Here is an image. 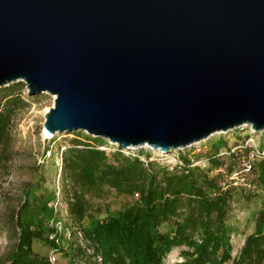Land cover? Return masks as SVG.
Segmentation results:
<instances>
[{
    "label": "water",
    "instance_id": "obj_1",
    "mask_svg": "<svg viewBox=\"0 0 264 264\" xmlns=\"http://www.w3.org/2000/svg\"><path fill=\"white\" fill-rule=\"evenodd\" d=\"M49 93L43 128L160 155L264 131V0H0V87Z\"/></svg>",
    "mask_w": 264,
    "mask_h": 264
},
{
    "label": "trees",
    "instance_id": "obj_2",
    "mask_svg": "<svg viewBox=\"0 0 264 264\" xmlns=\"http://www.w3.org/2000/svg\"><path fill=\"white\" fill-rule=\"evenodd\" d=\"M23 85L17 81L0 87V145L7 139L15 109L23 104L19 94ZM107 145L106 139L86 134L83 139H70L61 150L62 200L92 251L86 253L71 243L70 264H90L93 255H99L102 264H165V257L176 247L182 248L183 264H264V208L235 259L230 257L225 223L236 192L258 190L264 198V156L250 166L247 178L253 186L242 189L218 171L223 167L230 173L237 168L239 156L232 152L224 159L213 148L205 167L191 166L186 154L180 155L181 164L170 168L148 160L147 154L144 162L142 151L134 155L125 154L120 146L109 152L98 148ZM105 190L136 197L122 209L93 218L88 215L90 198L102 199ZM53 197V192L24 197L14 217L16 248L3 264H50L47 257L36 256L33 245L40 242L55 248L49 239L52 229L46 225L51 216L47 203ZM87 216L92 222L82 228Z\"/></svg>",
    "mask_w": 264,
    "mask_h": 264
},
{
    "label": "rangeland",
    "instance_id": "obj_3",
    "mask_svg": "<svg viewBox=\"0 0 264 264\" xmlns=\"http://www.w3.org/2000/svg\"><path fill=\"white\" fill-rule=\"evenodd\" d=\"M21 82L24 83L23 81ZM24 89L25 83L19 92L23 99V104L15 109L7 139L0 145V264L6 262L15 251L18 230L14 223V217L24 197L27 196L28 199H31L33 195L53 192L55 180L59 173L60 151L69 144L70 139H83L87 134L84 131L61 132L50 135L51 138L48 137L49 139H47L43 135V121L45 113L53 106V96L49 93H37L27 96L24 93ZM248 137H250L249 139L252 142H247L246 138ZM241 144L246 149L248 147L247 144L264 148V131L250 132L249 126L240 129L233 128L227 131H218L197 143L183 149L170 151L166 154L162 153V155H160L158 150L145 146L135 150L124 149V153L135 155L142 151L140 157L144 162H146L147 158L144 154H147L148 160L166 166L174 165L180 161V155L186 154L191 163L195 160H203L204 162L202 163H206L207 165L206 156L215 147L218 148L219 153H222L220 156H223L224 159L227 156L226 150L230 151L232 147H236L232 148V153L239 156L240 160L244 154V149L237 145ZM113 146L109 144L110 150L106 152L112 151ZM199 166L205 167L200 164ZM238 168H241L240 161L235 172L239 170ZM239 173L241 172H237L236 174L239 176ZM222 176L230 184L232 181H236V184H231L234 187L250 189L246 188L245 184L242 185L237 181L233 177H236L235 174L232 175L231 179L227 174L223 173ZM238 182L241 184L240 186H238ZM135 197H126L118 195L113 190L107 192L105 190L102 199L90 198L92 207L88 215H92L93 218H102L107 213L122 209L131 203ZM47 207L50 209L48 204ZM263 208L264 198L260 191L257 190L253 193L242 191L241 194L236 192L225 220L229 237L233 236L229 241L231 245V259L237 257L244 237L254 230L255 223L258 221L260 215L259 212ZM58 218L62 223V227L58 230L50 224L51 218H46L47 228L56 232L55 239L52 240L56 249V251H53L56 257L54 264H70L68 257H73V255L68 254L67 251L72 250L70 247L71 243L76 244L77 242L72 238L70 232L73 226L70 222L66 221L65 210L62 206ZM93 218L85 217L82 222V228H88ZM84 246L86 247V242ZM33 248L36 256L42 255V257L44 256L49 259L52 248L50 249L46 244L40 242H35ZM181 249V247L173 248L165 257L164 263H185V258L181 256ZM76 261L77 259L74 262ZM90 264L93 263L90 262ZM223 264H231V261L224 262Z\"/></svg>",
    "mask_w": 264,
    "mask_h": 264
},
{
    "label": "built area",
    "instance_id": "obj_4",
    "mask_svg": "<svg viewBox=\"0 0 264 264\" xmlns=\"http://www.w3.org/2000/svg\"><path fill=\"white\" fill-rule=\"evenodd\" d=\"M237 129H240V128H237ZM51 138V137H50ZM250 137L246 138L247 142L248 141H251V139H249ZM49 139V138H47ZM252 142V141H251ZM108 145L107 146H99L98 148L99 149H102V150H110V147H109V144L111 145H114L113 143L107 141ZM246 145V143H244ZM248 147L246 149V147L244 145H237V146H240L241 148H243L245 150V153L244 155H242V157L240 158V166L241 168H238L237 172H241L239 173V176L236 174L237 172H235V169L233 171H231L230 173H226L224 171V168H219L218 170H220L222 172V174H227L228 177L231 179L232 175L235 174V176H233L237 181H239L242 185H246V188H251L253 186L252 182L249 181V179L247 178V175L250 171V166L252 164L253 161L255 160H258L260 158H262L264 156V148L263 147H259L257 145H253V144H247ZM145 147H149L151 148L150 146H146V145H143ZM116 145H114L112 147L111 150H115L116 149ZM142 147V146H140ZM139 147H134V148H130L132 150H135V149H138ZM232 148H236V147H232ZM230 149V151L228 150V152L226 151L225 153L228 154L230 152L233 151V149ZM124 149L125 148H122V152H124ZM126 154H129V153H126ZM222 154V153H219V155ZM61 151L59 153V159H60V163H59V173L57 174V177H56V180H55V188H54V197L47 203L48 206L50 207L51 209V216H50V224L52 225V227L54 226L57 230L60 229L62 227V223L61 221L59 220V215H60V212H61V206L64 208L65 210V219L66 221L70 222V224L73 226L72 227V230H71V235H72V238H74L76 240V245H78L79 247L83 248L84 251L86 253H92L91 249L87 247V240L84 238V234H83V231L72 221V218L71 216L68 214L67 210H66V206L64 204V202H62V195H61V188H62V181H61V174H60V169H61ZM204 162L203 160L199 161V160H195L194 162H192L190 165L191 166H194V165H206V163H202ZM181 164V161H178L176 162L174 165H171L169 166L170 168L176 166V165H179ZM235 172V173H234ZM238 176V177H237ZM238 182L239 185H241L240 183ZM236 184L237 182L236 181H232L231 184ZM137 195V194H136ZM64 205H63V204ZM76 225V227H74ZM55 235H56V232H53L49 235V239L51 240H54L55 239ZM233 236L231 235L229 237V241L230 239H232ZM74 242V241H73ZM86 242V247L84 246ZM53 251H56V249H52V251L50 252L49 254V259L48 261L50 262V264H54L55 261H56V257L53 253ZM92 259V263L93 264H102V261H101V258L99 255H93L91 257Z\"/></svg>",
    "mask_w": 264,
    "mask_h": 264
},
{
    "label": "bare ground",
    "instance_id": "obj_5",
    "mask_svg": "<svg viewBox=\"0 0 264 264\" xmlns=\"http://www.w3.org/2000/svg\"><path fill=\"white\" fill-rule=\"evenodd\" d=\"M43 135L48 138L50 137V135H52L51 133L47 132L45 129L43 130Z\"/></svg>",
    "mask_w": 264,
    "mask_h": 264
}]
</instances>
